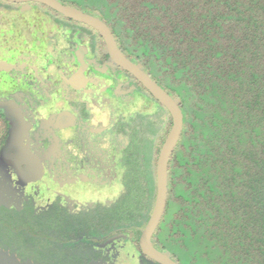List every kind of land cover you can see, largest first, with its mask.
<instances>
[{"label": "trees", "instance_id": "1", "mask_svg": "<svg viewBox=\"0 0 264 264\" xmlns=\"http://www.w3.org/2000/svg\"><path fill=\"white\" fill-rule=\"evenodd\" d=\"M58 1L85 12L72 1ZM1 5L12 8L15 2L0 0ZM102 5L106 18L93 16L109 26L123 48L134 47V63L182 113L154 247L177 264H264V0H102ZM142 87L159 110L119 127L128 136L118 157L125 175L121 196L110 207L79 215L73 229H87L84 238L62 237L57 230L52 248L60 253L52 254L53 264L60 257L73 262L62 248L86 254L101 232L126 230L141 261L159 264L142 252L140 239L155 205L158 159L173 119ZM9 129L0 113V150ZM0 226L1 246L13 249L17 224L1 221Z\"/></svg>", "mask_w": 264, "mask_h": 264}, {"label": "rangeland", "instance_id": "2", "mask_svg": "<svg viewBox=\"0 0 264 264\" xmlns=\"http://www.w3.org/2000/svg\"><path fill=\"white\" fill-rule=\"evenodd\" d=\"M69 1L76 8L106 18L102 0ZM1 6L0 113L9 121L10 134L0 150V168L5 163L9 166L17 164L21 182L27 174H37L35 172H41L45 166L47 187L42 195L43 202L49 204L56 199L54 196L63 199L70 211L69 215L68 210H64L65 215L70 219L78 218L87 210L98 212L99 206H112L125 186L124 168L118 161L122 139L110 130L112 124L121 118L126 125H133L139 115L158 113V103L122 72L108 58L109 55H104V43L95 33L94 37L84 24L37 2L15 3L12 8ZM117 33L120 35L119 29ZM79 42L89 45L88 66L100 69L105 80L113 85H98L80 68L74 56V48ZM129 49L134 50V47L129 46ZM133 54L139 55L137 50ZM129 85L133 88L128 92H117V87L125 89ZM105 98L113 107L107 101L101 102ZM74 121L76 125H72ZM101 122L105 124L106 131L94 133L89 130L101 127ZM33 136L37 137L36 140ZM41 150L47 152L44 154ZM14 179L17 180V175ZM72 179L78 184H74ZM13 190L11 186L5 192ZM48 191L49 195L45 196ZM49 212L46 217L42 215V223L37 217L29 220L30 213L25 214L24 211L14 214L0 210V222L16 224L23 221L20 225L24 229L41 231L55 209ZM31 222L36 226H28L30 224L27 223ZM108 227H105V232ZM126 231L127 239L122 235L118 242H112L107 249L99 251L104 264H138L140 255L136 252L134 236L130 230ZM87 232V229L80 230L79 235L84 238ZM56 251L57 248H53V252ZM88 254L92 253L79 251L74 256L85 260L88 257L84 255ZM0 264L34 263L29 259L19 261L1 251ZM56 264H64L63 257Z\"/></svg>", "mask_w": 264, "mask_h": 264}, {"label": "flooded vegetation", "instance_id": "3", "mask_svg": "<svg viewBox=\"0 0 264 264\" xmlns=\"http://www.w3.org/2000/svg\"><path fill=\"white\" fill-rule=\"evenodd\" d=\"M85 25V24H84ZM90 28V27H89ZM92 28V27H91ZM91 34L94 36V33L97 34L98 39H100L99 35L100 33H96L97 31L93 30L90 31ZM95 37V36H94ZM118 47L120 48V50L126 55V57H128L132 62H134L133 58H132V54L130 52V49L127 48H123L119 43L117 38L115 37ZM101 40V39H100ZM103 42V41H102ZM101 43V42H99ZM105 44V41L103 42ZM75 52H74V56L76 58V62H79L80 64V68L84 69L86 71V75L90 76V79L92 81H96L98 83V85H113L112 82L108 83L107 80H105L106 78H104V76L102 75V71L100 69H96L95 67H91L88 66V64L86 63V58L88 56V54L90 53V48L89 45L85 42H79V44L74 48ZM88 50V53H87ZM104 55H109L108 50H107V46L105 44L104 46ZM110 56V55H109ZM107 58V57H106ZM109 59L111 58L108 57ZM112 62L114 64H116L114 62V60L111 58ZM107 63V62H105ZM104 63V64H105ZM117 65V64H116ZM122 72L126 73L128 76H130L135 83L137 84L138 87L143 86V84L136 79L132 74H130L127 70H125L124 68H122L121 66L117 65ZM143 70V69H142ZM144 71V70H143ZM121 72V73H122ZM145 72V71H144ZM104 78V79H103ZM118 86H120V84H117ZM129 85V88H125V89H121V87H117V92H128L129 89H132L133 86ZM87 87V86H86ZM90 87V86H88ZM81 88V87H80ZM94 88V86H93ZM86 90V88H81ZM94 92V91H93ZM94 94H98L97 91L94 92ZM108 102V104L113 107L112 103L107 99H103L101 100V102ZM113 109V108H112ZM70 114V113H68ZM110 114V113H109ZM112 114V111H111ZM71 116V114L69 115V117ZM60 117V115H59ZM75 117V116H74ZM55 120L57 119L54 118ZM103 122H101L102 124ZM124 121L121 118H118L114 121V123L112 124V128L110 129L111 131H113L117 137L119 138V136H121V139L123 140V138H127V134L122 131V129H119V127L121 125H124ZM72 125H76V122H72ZM92 125V124H91ZM114 125V126H113ZM94 126V125H92ZM91 126V127H92ZM93 128V127H92ZM90 131L92 130V132L94 131V133H96V131H98L97 133H102L104 131H106L105 129V124L103 123L101 125V127L99 128H93V129H89ZM109 130V129H108ZM129 135V133H128ZM33 140H36V136L32 137ZM117 138V140H119ZM31 140V139H30ZM121 140V141H122ZM46 140H43V143H45ZM33 145H37V143H32ZM121 144V142H120ZM42 152H47L46 150H41ZM42 155V154H41ZM47 156V155H45ZM39 160V159H38ZM47 164V163H46ZM39 165H41V163L39 162ZM13 166L10 168L9 167ZM10 166L8 165V163H5L2 165V168H0V210H8L11 213H17L20 211H24L25 214L30 213V218L34 219V218H41V222H44V219H42V215H44L46 217L45 214L50 213L49 211L55 209L54 215L51 214V216L46 219L47 221L45 222V225L43 226V229L41 231H39L38 229L35 230L33 229L34 233L32 232H27L28 229H24V227H22L20 224L23 223V221H20L17 224L16 228L17 230H19L18 232V236L17 234H14V238H15V242L13 243V249H9L8 246L5 245L2 247L0 244V252L4 251L9 253L10 255H13L16 257L17 260L19 261H25L26 259H29L30 261H32L34 264H52V254L54 255H58L60 253V249H57L56 252H53V239L56 236L57 230L62 229V237L65 236L66 233H73L76 235H79V231L74 230L73 228H77L76 225L79 222V217L75 218V219H70L69 215H70V211L68 210V207H66L67 203H65V201L63 199H59V197H56V199H52L51 201H49V204H46L43 202V193L46 191V187H47V175L45 173V166L44 168H42L41 172L37 171L35 173L37 174H27V178L24 181H19L18 177H19V170L17 168V164L11 163ZM16 166V168H15ZM17 175V180L14 179V176ZM30 175V176H29ZM74 184H78L75 179H72ZM11 186L13 187V191L12 192H5L6 189L11 188ZM55 190V189H54ZM49 195V191L48 193H45V196ZM54 200V201H53ZM47 205L46 208H44L42 206V204ZM40 208V209H38ZM64 210H68V216L65 215V211ZM88 211V210H87ZM38 215V216H37ZM36 218V219H37ZM28 220V221H29ZM30 224V227H34L36 226V224L31 223H27ZM2 227H3V231H5L4 224L2 222ZM38 226V225H37ZM1 229V226H0ZM23 231V233H20V231ZM25 231V233H24ZM9 232V230H8ZM108 234V233H107ZM106 233L102 236L99 237L97 242H92L91 244H88V252L92 253V258H88V259H81L78 256H74V251H72L69 248H62L61 253L63 255V253H67L69 255V257L71 258V261H73L70 264H104L103 263V257L101 256L102 253H99V251H104V249L108 248V245L113 244L112 242H118L121 239L122 235H125V239H127V235L126 232H120V233H114L110 236H108ZM5 236V234H4ZM4 236H1V238H4ZM81 236V235H79ZM27 238V241L24 239V241H22V239L20 238ZM61 237V238H62ZM92 239H96L97 236L93 235ZM2 241H4V239H2ZM39 246V247H38ZM41 246H45V247H41ZM80 251V250H79ZM94 252V253H93ZM136 252H138V254L140 255V251L136 250ZM141 256V255H140ZM138 257V264H145L143 261H141V257ZM89 257V256H87ZM76 259H78V261L74 262ZM15 260V259H14ZM132 261V260H131ZM105 263H108L107 261H105ZM64 264H68L67 262H64Z\"/></svg>", "mask_w": 264, "mask_h": 264}, {"label": "water", "instance_id": "4", "mask_svg": "<svg viewBox=\"0 0 264 264\" xmlns=\"http://www.w3.org/2000/svg\"><path fill=\"white\" fill-rule=\"evenodd\" d=\"M15 3L24 2H37L44 4L56 10L58 13L69 17L75 21L85 24L94 28L103 37L107 50L114 62L127 70L136 79H138L143 86L156 98L161 104H163L170 112L173 125L165 140L164 146L161 150L158 164H157V195L155 205L150 216V219L143 230L142 237L140 239V246L142 252L152 260L159 264H177L167 255L158 251L152 241L153 234L161 220L164 213L167 199V171L169 165V159L176 146L181 129L183 126V118L180 107L175 100L164 90L158 83H156L149 75H147L141 68H139L134 62H132L118 47L114 34L109 26L106 25L101 19L90 15L88 13L74 9L73 7L63 4L58 0H6ZM88 53V50H87Z\"/></svg>", "mask_w": 264, "mask_h": 264}, {"label": "clouds", "instance_id": "5", "mask_svg": "<svg viewBox=\"0 0 264 264\" xmlns=\"http://www.w3.org/2000/svg\"><path fill=\"white\" fill-rule=\"evenodd\" d=\"M112 31V30H111ZM113 33V32H112ZM159 251V250H158ZM161 252V251H160ZM163 254H165V255H167L170 259H171V257L167 254V253H164V252H162ZM174 261V260H173ZM175 262V261H174ZM176 263V262H175Z\"/></svg>", "mask_w": 264, "mask_h": 264}]
</instances>
